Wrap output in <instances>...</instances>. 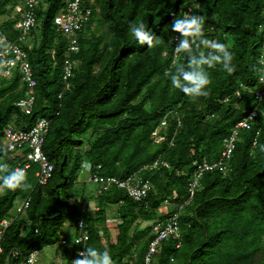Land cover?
I'll use <instances>...</instances> for the list:
<instances>
[{
  "label": "trees",
  "instance_id": "16d2710c",
  "mask_svg": "<svg viewBox=\"0 0 264 264\" xmlns=\"http://www.w3.org/2000/svg\"><path fill=\"white\" fill-rule=\"evenodd\" d=\"M21 1L0 0V18H6L0 20V38L9 42L19 35L15 7ZM67 1L38 0L36 26L23 44L36 80L30 115L16 105L26 91L18 71H0V139L7 126L26 128L45 117L49 127L42 149L54 165L46 185H36L37 165L31 164L25 170L31 187L0 196V220L11 217L14 199L31 198L25 217L14 218L4 232V256L13 247L24 254L53 246L70 264L76 246L64 229L74 221L76 229L82 219L89 234L86 249H107L115 264H142L152 238L150 223L166 222L178 211L180 246L175 248V239L162 242L155 264H264V94L261 99L252 94L264 93L259 61L264 0H85L92 12L77 34L79 51L71 56L76 65L63 89L67 44L53 19ZM185 13L204 18L205 38L225 44L235 65L232 74L220 66L209 69L208 95L195 101L173 89L170 80L188 62L185 53L174 56L171 31L173 20ZM137 22L162 42L151 48L137 45L129 34L130 24ZM209 50L201 46L198 51ZM253 109L258 116L251 129L239 130L230 158L224 159L226 170L204 171L199 189L183 204L191 196L188 184L196 165L220 160L223 139ZM156 128L163 137L159 142L152 136ZM85 160L93 166L87 178L124 180L138 174L150 180L152 189L139 202L116 187L78 191L76 185L91 183L81 177ZM155 161L160 163L152 166ZM90 198L98 209L86 217ZM164 200L169 205L163 206ZM113 206L112 216L120 223L111 237L106 220ZM140 220L147 226L140 228ZM63 238L68 245L60 244Z\"/></svg>",
  "mask_w": 264,
  "mask_h": 264
},
{
  "label": "built area",
  "instance_id": "2783aa9c",
  "mask_svg": "<svg viewBox=\"0 0 264 264\" xmlns=\"http://www.w3.org/2000/svg\"><path fill=\"white\" fill-rule=\"evenodd\" d=\"M84 1L85 0H68L65 8L53 19L55 30L65 37L67 44L62 67L63 89L68 88V80L71 78L73 68L76 65V61L72 59L71 56L79 51L77 34L88 24L92 12L90 6H85L83 4ZM37 3L38 0H22L21 3L16 5L15 12L19 15L14 26L19 33L17 40L9 42L5 38H0L1 75L13 70L18 71L20 81L24 84L26 91L25 97L18 100L16 105L20 107L26 115L32 113L36 97V80L33 77L32 68L28 61L27 53L23 48V44L28 41L31 29L36 26L35 8ZM173 40L176 42L177 46L179 43V35L177 33H175ZM176 46L174 49V56L178 53L176 51ZM259 61L261 65L260 81H264V44L262 45V53ZM252 94L256 99H261L264 93L262 90H255ZM60 95L58 97H60ZM236 95L238 97L240 96L239 90L236 91ZM262 113L264 115V110ZM257 116V110L253 109L247 117L239 120L235 124L230 135L223 139L224 149L221 152L222 158L220 160L216 162L203 160L196 165L193 178L188 184V192L191 196L189 200L184 201L183 204L189 203L192 194L199 189V179L204 171L213 170L214 168L226 170L224 159L230 158L238 139L239 130L251 129L252 122ZM160 125H165V121H161ZM48 127L49 121L42 116H38L33 124L26 128L5 127L0 139V154H8L10 157H3L4 161L1 165L7 164L10 169H23L25 171L31 164H36V185H46L54 170L53 163L49 161L42 149ZM256 134L258 133L256 132ZM152 136L154 139H157V141L163 139V137L159 136L157 128L152 132ZM253 144H255V141ZM159 163V161H155L152 166H157ZM164 165L168 167V164L165 163ZM0 171L6 172L3 168H0ZM87 181L97 185V192L99 193L116 187L125 191L127 196L136 202L146 198L149 191L152 189L150 180L142 179L138 174H132L124 180L111 176L90 174ZM30 200V196L14 199L13 207H15L16 216L11 215L10 218H3L0 220V241L3 238L6 228L11 224L13 219L19 217V215L25 213L28 209ZM167 204L169 205V201L164 200L163 206H167ZM180 208L181 206L179 205V209ZM108 229L111 237H113L116 231L115 228L108 226ZM150 229L152 238L144 253L142 264H155V255L159 251L161 243L166 240L175 239V248H179L180 226L178 211L170 214L166 222L159 220L152 221L150 223ZM76 231V234H74L71 240V245L76 246V249L70 264H74L73 260L80 258L78 254L86 249L85 245L89 240V234L84 227L82 219L76 223ZM102 234L103 231L99 230V235ZM60 244L66 246L68 245V240L63 238ZM40 251L41 250L38 249H31L23 254L17 247H13L4 256V249L0 245V264H11L10 259L12 257L16 258L12 264H37Z\"/></svg>",
  "mask_w": 264,
  "mask_h": 264
},
{
  "label": "clouds",
  "instance_id": "9594fccd",
  "mask_svg": "<svg viewBox=\"0 0 264 264\" xmlns=\"http://www.w3.org/2000/svg\"><path fill=\"white\" fill-rule=\"evenodd\" d=\"M171 31L179 34L176 51L185 53L188 58L186 67L177 68L175 74L170 76L173 89L179 90L195 101L208 95L211 84L209 69L220 66L228 74L235 71V65L232 63L233 53L228 47L218 41L205 38L202 16L185 13L182 17L173 20ZM129 34L137 45H147L148 48L162 42L143 22L130 24ZM201 46L210 50L198 51ZM261 151H264V146L261 147ZM80 167L81 176H84L91 172L93 166L90 161L85 160ZM0 168L6 171L5 175H0V190L24 191L31 187L23 169H10L7 164L0 165ZM78 255L80 258L73 260L74 264H115L107 249L101 251L89 247Z\"/></svg>",
  "mask_w": 264,
  "mask_h": 264
},
{
  "label": "rangeland",
  "instance_id": "374dc122",
  "mask_svg": "<svg viewBox=\"0 0 264 264\" xmlns=\"http://www.w3.org/2000/svg\"><path fill=\"white\" fill-rule=\"evenodd\" d=\"M12 17V16H11ZM3 19H6L5 16L4 17H1L0 20H3ZM98 33V32H97ZM29 42V41H28ZM27 42V43H28ZM154 141H157V139H154ZM159 142V141H157ZM3 157L0 156V165L3 163ZM0 175H2V172L0 171ZM76 189H78V191H80L79 189L80 188H85V191L86 192H89L91 191V189H95V187L97 188L98 186L97 185H94V184H91V183H84V185L82 184H78V186L76 185L75 186ZM92 189V190H93ZM93 191H96L97 190H93ZM85 192V193H86ZM5 193V190H0V196L3 195ZM80 192H78L77 194H79ZM87 194V193H86ZM90 201H94V198L92 200V198H90ZM88 205V204H87ZM87 205H84V214L86 213V211L88 210L87 209ZM110 212L112 214V212L116 210V208H113V207H110ZM161 212V210H157V213L159 214ZM10 215H15L16 216V213H15V207H13L10 211ZM20 217H25V213H22L21 215H19ZM74 223V224H73ZM71 223L72 225L69 226V227H66L64 229V233L69 235L67 239L69 240H72L74 234H76V229H75V221ZM147 221H142L140 220V228H143L145 226H147ZM27 229V228H26ZM26 229H24L26 231ZM66 230V231H65ZM65 261L63 260L61 254H59L58 252L56 253V249L55 247L53 246H48V247H45L43 248L40 253H39V257H38V262L37 264H64Z\"/></svg>",
  "mask_w": 264,
  "mask_h": 264
},
{
  "label": "crops",
  "instance_id": "0c3cea01",
  "mask_svg": "<svg viewBox=\"0 0 264 264\" xmlns=\"http://www.w3.org/2000/svg\"><path fill=\"white\" fill-rule=\"evenodd\" d=\"M81 177H82V180L84 181L87 178V174H85L84 176H81ZM87 204L86 205H87L88 210L86 211L85 215H86V217H93L95 215L94 212L98 209L97 202L94 200V201H90ZM113 208H115V207L113 206ZM113 213H114V211L112 212V214ZM107 214L109 217L106 220V227L108 228V226H111V227L115 228L116 224H119L120 221L117 220V218H115L114 215L112 216L110 210H108Z\"/></svg>",
  "mask_w": 264,
  "mask_h": 264
}]
</instances>
